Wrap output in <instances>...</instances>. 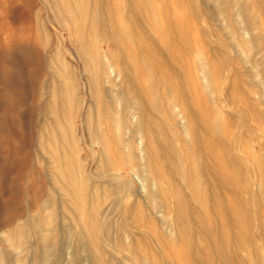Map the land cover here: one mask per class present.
Instances as JSON below:
<instances>
[{"label":"rangeland","instance_id":"obj_1","mask_svg":"<svg viewBox=\"0 0 264 264\" xmlns=\"http://www.w3.org/2000/svg\"><path fill=\"white\" fill-rule=\"evenodd\" d=\"M248 2L249 5L242 6L241 0H190L191 9L189 3L181 7L172 4L165 13L168 16L183 15L186 20L185 29L190 42L185 44L179 39L180 60L187 65V71L197 78V86L207 95L209 109L217 111L223 123L228 125L226 137L231 144L227 150L261 157L264 155L262 123L247 119L250 122L246 126L241 118V113L249 106L264 107V74L261 75L259 70L264 67V0ZM110 4L115 7V0H110ZM238 7L243 8L245 16L249 13L253 15L249 24L250 30L255 33L252 38L241 30L244 20L237 18ZM159 8L162 5L155 3L149 9L157 11ZM72 35L73 31L66 26L63 17L52 11L47 0H0V264H33L34 256L42 263L45 259V244L41 242L44 233L50 235L51 246L60 233L47 264H179L173 249L181 241L178 237H171L176 234L174 231L171 233L169 228L173 220L164 213L167 205L164 204L161 211L155 209L133 174V171L144 170V161L131 153L130 147L123 142L109 170L105 173L101 171L100 145L84 127L89 122L88 106L95 108L96 101L84 93L83 79L77 74L69 78L66 72V63L77 60L78 50L70 40ZM173 37L179 38L175 32ZM88 38L86 33L84 40ZM117 47L124 48L120 38L114 41L98 38L94 53L102 61L101 84L109 97H113L110 109L106 111L113 107V113L119 115L124 110L117 102L118 83L99 54ZM213 51L219 52L225 59L223 69L217 70L213 63ZM204 58L209 60L210 86L200 77ZM237 80L242 85L239 88L234 86ZM145 83L146 80L143 85ZM54 85L66 87L72 92L73 118L71 122H62L59 131L74 135L72 148L79 168L85 172V178L76 177L78 185L81 181L86 182V187L81 190L85 203L82 214L85 221L93 216L92 219L97 218L100 225L104 224L105 236L100 234L98 240L79 232L80 227L76 225L81 206L76 196L71 197L59 188L45 158L42 128L48 121L49 89ZM161 91L163 93L164 90ZM167 106L163 113L171 112ZM172 132H175L173 143L182 147L185 135L180 126L176 124ZM238 132L239 141H234L232 135ZM124 136L127 142L133 137V131L125 130ZM207 141L214 143L215 138L210 136ZM177 151L179 159L175 158L176 162L194 170L198 159L193 157L189 162L187 147ZM220 152L222 150L215 153ZM216 159L215 154L204 157L208 164ZM208 171L209 167L205 166V172ZM216 177L211 175L209 178L212 180L208 179L217 183L219 177ZM176 180V186H182L187 194L190 190L193 193L181 177ZM127 183H131V192L123 188ZM209 192L212 198L213 190ZM230 194V189L225 187L223 199H229ZM127 200L133 204L128 212L121 204V201ZM204 209L207 210L208 206ZM27 213L36 219V224L33 231L30 230L20 241V232L6 231L14 228L20 215ZM254 226L259 232L253 238L257 236L256 243L260 245L255 255L261 257L264 256L262 216ZM198 234L197 229L196 237L201 243ZM130 238H139L144 247L138 248L136 253L130 252ZM87 243L98 246L100 257L97 255L95 258L88 253L90 248ZM239 254L247 256L248 264H251L254 257L249 245L244 246Z\"/></svg>","mask_w":264,"mask_h":264},{"label":"bare ground","instance_id":"obj_2","mask_svg":"<svg viewBox=\"0 0 264 264\" xmlns=\"http://www.w3.org/2000/svg\"><path fill=\"white\" fill-rule=\"evenodd\" d=\"M47 1L52 11L63 17L66 26L73 31L70 40L76 45L78 53L76 61L65 65L68 77L77 74L83 79L84 93L96 101L95 108L93 105L88 106L89 122L84 127L88 128L87 131L93 135L96 144L100 145L101 171L105 173L109 170V165L119 154L123 142L126 147H130L131 153L137 154L144 161V170L133 171V174L140 188L147 192L154 203L155 209L160 210L164 204L167 205L164 213L173 220L169 228L171 233L174 231L176 234L171 237H178L181 241L175 242L176 248L173 249L179 264H248V257L239 254L246 245L251 247L254 257L251 264H264V256L255 255L260 245L257 246V236L253 238L259 232L254 228L256 220L261 216L264 220V155L248 156L227 150L231 144L226 137L228 125L223 123V118L217 111L209 109L207 95L197 86V78L187 71V65L180 60L179 39L184 40L185 44L190 42L185 29L186 20L183 15L168 16L165 12L172 4L181 7L189 3L191 9L193 5L190 0H115V7L110 4V0ZM248 1L241 0L242 6L249 5ZM155 3L162 5V8L157 11L150 10ZM240 17L244 20L241 27L243 33L248 38L255 36L249 26L253 15L249 13L245 16L243 8L238 7L237 18ZM173 32L179 38L175 39ZM86 33L89 38L85 41ZM98 38L111 41L120 38L124 45V48L99 52L118 83L119 93L116 92V96L118 104L124 110L123 114H114L113 107L106 111L110 109V100L113 97H109L100 81L102 61L94 53ZM213 53L212 59L217 70L223 69L225 59L219 52ZM179 61L181 63L178 64ZM207 70L209 71V60L204 58L200 77L210 86L212 81ZM259 70L263 75L264 67ZM144 80L147 81L145 85ZM234 86L239 88L242 85L237 80ZM160 88L164 90L163 93ZM49 92V117L42 128L41 139L45 158L49 161L56 184L71 197L76 196L81 206V215L77 218L76 225L77 228L80 227L79 232L91 235L92 240H98L100 234L105 232L104 224L100 225L97 218V221L92 219L93 216L85 221L82 214L85 203L81 190L86 187V182L81 181L78 185L76 180L79 179L76 177L79 175L81 179L85 178V172L79 168L72 148L74 135L59 131L62 122L72 121V92L66 87L56 85ZM166 106L171 109L170 113H163ZM241 115L246 126L250 122L247 119H252L255 123L261 122L260 130L264 136V107L249 106ZM176 124L185 135L182 147L189 150V162L193 157L198 159L194 170L178 164L175 160L179 159L177 150L182 148L172 141L175 135L172 128ZM128 129L133 131V137L126 142L124 135ZM239 134L232 135L234 141H239ZM210 136L215 138L214 143L207 141ZM217 150L222 152L216 154ZM212 154L217 155V159L215 162L206 163L204 157ZM205 166L209 167V173L205 172ZM211 175L219 177L217 183L209 181L212 180L209 178ZM179 177L185 185H190L193 193L190 190L187 194L182 186L175 185ZM130 184L123 187L128 192L132 191ZM225 187L231 191L227 200L222 197ZM210 189L213 190L212 198ZM121 202L126 212L131 210V202ZM206 205L207 210L204 209ZM35 224L36 219L30 213L22 214L14 228H9L6 232H20L21 241ZM197 229L201 243L196 237ZM59 234L54 240V246ZM49 240L50 235L44 233L41 238V242L45 244L43 262L37 261L34 256L31 263L47 264L53 247ZM86 246L90 248L89 254L92 253L95 258L97 255L100 257L97 245L89 246L87 243ZM128 247L130 252L136 253L144 245L139 238H130Z\"/></svg>","mask_w":264,"mask_h":264}]
</instances>
